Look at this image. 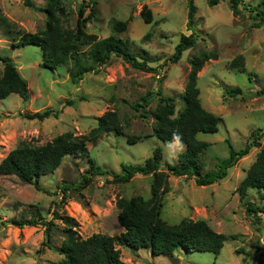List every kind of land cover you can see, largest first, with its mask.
<instances>
[{"label": "rangeland", "instance_id": "374dc122", "mask_svg": "<svg viewBox=\"0 0 264 264\" xmlns=\"http://www.w3.org/2000/svg\"><path fill=\"white\" fill-rule=\"evenodd\" d=\"M66 0L67 14L61 19L65 29H76L78 5H84V16L94 8L85 31L98 39L114 34L124 40L138 60H144L156 72L132 67L122 56L111 54L103 64L88 58L92 44L77 47L88 70L72 79L73 59L54 69L42 65V50L36 45L16 46L21 33H34L44 26L41 10L45 0H32L36 8L23 0H0V54L8 55L18 73L26 80L28 97L23 100L11 93L0 100V162L10 150L22 143L42 145L56 135L71 132L87 134L97 125L98 117L114 110L119 117L120 133L108 131L94 142H87L86 156L66 155L50 174L35 183H23L13 174H0V264H53L62 258L58 247L66 233L64 224L53 218L56 211L77 222L75 233L85 238L93 233L116 236L123 232L117 215V198L150 197L152 174H134L128 182L112 181L123 163L143 164L155 147L162 151L160 169L177 163L185 149L179 141L162 142L152 132L153 110L160 90L175 98V115L183 108V93L191 57L202 51L215 53L198 72L197 87L203 108L218 118L215 132H198L196 138L206 143L200 161L203 172L211 170L226 158L232 147L241 150L251 144L254 131L260 146H250L247 154L227 170L224 178L212 184L196 185L193 177L168 175V191L163 194L160 217L167 224L184 218L202 219L226 238L218 254L209 251L176 249L171 255H151L149 248L131 249L115 244L126 264H264L263 192L248 189L246 199L262 207L260 221L246 215L244 201L237 192L246 171L264 146V21L256 26L248 9L237 5L231 12L230 1L221 0L208 6L207 0H193L195 44L182 52L176 62L169 57L186 28L188 0ZM264 1V0H262ZM256 6L261 0H244ZM143 6L151 12V22L141 14ZM264 9V4L262 6ZM126 22L121 31L112 25ZM242 55L244 70L231 61ZM3 63L0 61V74ZM239 87L242 93L229 96L225 90ZM146 92L153 98L143 110L133 108ZM42 119L29 114L44 113ZM105 170L90 176L85 188L67 191L61 202L62 183L78 184L89 163ZM35 219L38 224L16 227L12 219ZM50 247L42 246L44 225L50 220ZM238 252V253H236Z\"/></svg>", "mask_w": 264, "mask_h": 264}, {"label": "trees", "instance_id": "16d2710c", "mask_svg": "<svg viewBox=\"0 0 264 264\" xmlns=\"http://www.w3.org/2000/svg\"><path fill=\"white\" fill-rule=\"evenodd\" d=\"M89 1V0H88ZM221 0H207L208 6H214ZM231 12L234 16L238 14L237 5L241 3L243 8L248 9L256 26L264 21V1L260 5L250 6L244 0H229ZM23 4L36 8L32 0H23ZM92 6L96 4L91 0ZM186 28L191 30L189 35L182 34L179 42L174 47L173 54L169 57L171 62L180 59L184 50L195 44L196 31L194 30V14L196 6L193 0L187 2ZM94 8L89 15L84 16V5H78V16L76 29H65L62 27V18L67 14L66 0H45L41 10L45 14L44 26L34 33H21L16 46L36 45L42 50V65L54 69L73 59L75 69H70L69 75L72 79L79 77L88 70L82 63L77 47L81 44H92L88 50V58L94 64H103L111 54L122 56L132 67L145 72H156L154 67L146 64L144 60H138L134 53L128 49L127 43L114 34L98 39L95 34L85 31L86 23L92 16ZM146 22H151L152 16L148 8L143 6L141 12ZM126 22L117 21L112 25L114 31L125 28ZM215 53L202 51L191 57L190 69L187 75L183 93V108L175 115V98L164 96L160 90L155 93L158 96L156 106L152 112L154 125L153 135L162 142L179 141L185 145V149L178 155L177 163L167 166V172L160 169L162 151L159 146L155 147L152 155L145 159L143 164L123 163L121 170L112 175V181L125 183L134 174H152L150 197L147 199L135 196L131 198L119 197L116 200L118 208L117 219L124 231L116 236L102 233H93L85 238L76 235L77 222L71 216L53 212V218L64 224L65 237L61 241L58 252L62 258L53 264H126L121 260L119 249L115 244L126 246L131 249L149 248L151 255H171L176 249L189 251H209L218 254L223 247L225 236L213 230L206 221L202 219L193 220L184 218L176 224H167L160 217L162 196L168 191V175L193 177L196 185L203 186L212 184L214 181L226 176L227 170L237 160L247 154L250 146H260L257 137L261 135L259 130L253 133V141L246 144L241 150L232 147L226 158L216 163L211 170L203 172L200 155L203 153L206 143L196 138V134L202 132H215L217 130L218 118L215 114L207 111L201 105L199 99V88L197 87L198 72L203 64L210 59H215ZM3 69L0 74V100L11 93L18 94L23 100L28 97V85L26 80L18 73L12 59L6 54H0ZM242 55L231 61L233 66L244 70ZM229 96L242 93L239 87H230L225 90ZM264 95V87L259 90ZM152 92H146L141 96L139 102L133 104V108L144 109L153 98ZM140 116L144 117L143 110ZM49 115L44 113L29 114L30 118L42 119ZM120 133V121L118 114L105 111L98 117L97 125L87 134L74 135L71 132L61 133L42 145H31L22 143L8 152L0 162V174H13L23 183H35L46 174L52 173L61 163L66 155L77 157L86 156L88 153L87 142H94L103 133L108 131ZM103 169L89 163L87 172L83 174L78 184L62 183L60 186L61 202L67 198V191L82 190L86 187L91 175L102 174ZM248 189L262 191L264 195V146L257 153L255 160L246 171L241 180L237 192L239 199L243 200L246 215L251 216L254 221L259 222V214L262 207L255 205L246 199ZM264 200V196H262ZM10 224L16 227L24 225H36L35 219L21 220L12 219ZM44 225V239L42 246L50 247V233L54 226L52 219L41 220ZM238 253V252H236Z\"/></svg>", "mask_w": 264, "mask_h": 264}]
</instances>
